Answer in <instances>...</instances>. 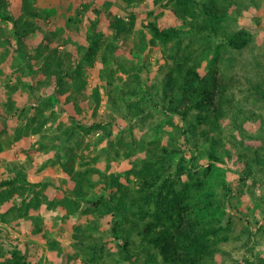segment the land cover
Segmentation results:
<instances>
[{
  "label": "trees",
  "instance_id": "obj_1",
  "mask_svg": "<svg viewBox=\"0 0 264 264\" xmlns=\"http://www.w3.org/2000/svg\"><path fill=\"white\" fill-rule=\"evenodd\" d=\"M21 1L25 4L21 14L14 16L6 13L12 7V1L0 0V19L11 22L12 35L17 37L20 47L28 36V28L34 25L26 17L36 15L29 6L31 0ZM125 1L133 7L134 2L143 0ZM227 1L230 0H153L160 7L168 6L169 14L191 32L219 39L228 49L241 50L248 45L250 33L229 26ZM90 8L95 18H89L83 44L63 51L58 47L49 50V44L45 43L40 53L43 73L54 87V96H50L44 105L54 106L57 97L64 94H67L65 101L72 104L68 112L70 123L63 130L64 142L68 143L63 167L74 187L63 189V199L56 202L45 193L50 185L48 182H32L26 174L11 170L14 175L0 181V210L5 205L0 219L8 222L17 211L21 215L28 214L43 204L62 207L67 217L77 213L88 215L84 239H81L78 251L67 253V264H78L80 259L79 264H137L140 255L145 257L144 264H211L220 252V245L230 239L231 222L221 220L219 206L222 201L216 199L214 192L206 196L208 203L202 207L192 202L191 186L173 177L167 161L180 153L185 145L196 151L205 144H210L213 149L224 145L230 119L242 130L248 120L241 118L240 108L234 103L231 82L218 76L216 65L204 71L201 61H190L184 55L183 32L173 25L164 27L149 22L147 27L151 36L140 32L142 37L138 43L126 45L132 56L118 55V42L124 41L136 28L135 16L126 19L110 13L108 25L113 34L110 37L99 28L102 10L97 5L85 2L76 15L80 16ZM19 46L17 49L20 50ZM157 46L163 53L164 63L160 64L163 77L157 84L149 85L142 76L146 69L150 71L149 62L143 55ZM98 60L104 65L105 93L113 109L130 120L145 121L150 117L171 120L176 117L179 119L177 124L170 123L175 124L178 136L146 141L137 140L132 133L130 137L122 130L114 137L111 130L114 116L106 120L96 118L103 100L99 87L87 93L85 68L94 67ZM216 60L219 61L217 57ZM28 68H31L30 64ZM253 88L263 95L259 85H253ZM14 104L9 98L7 111L2 113L21 117L24 110L18 111ZM90 110L92 120L85 123L83 119ZM51 112H54L52 108ZM48 121L45 109L39 108V117L16 128V138L40 132ZM98 132L110 141L108 148H102L108 161L119 163L122 158L128 159L130 166L124 171L116 170L110 162L107 170H103L97 166L101 152L90 155L79 150L86 134ZM178 138L185 141L180 147L175 144ZM86 148L91 151V143L87 142ZM254 149L241 154L242 178L252 174V160L260 165L264 163V152ZM210 157L226 163L213 154ZM222 186L231 190L227 182ZM95 190L102 192L91 197ZM107 217L109 228L106 232L118 241L117 252H106L94 234V231H100L102 220ZM50 245L58 247L59 243L51 240ZM0 264H31L28 252L20 245L6 248L2 228ZM260 264H264V258Z\"/></svg>",
  "mask_w": 264,
  "mask_h": 264
},
{
  "label": "rangeland",
  "instance_id": "obj_2",
  "mask_svg": "<svg viewBox=\"0 0 264 264\" xmlns=\"http://www.w3.org/2000/svg\"><path fill=\"white\" fill-rule=\"evenodd\" d=\"M11 1L13 5L6 13L19 16L25 4L21 0ZM85 2L101 8L99 28L105 36H113L108 25L110 13L126 19L135 16L136 28L124 41L118 42V55L132 56L126 45L138 43L142 37L140 32L151 36L147 27L149 22L154 21L164 27L173 25L183 32L184 55L190 61H201L204 71L216 65L219 68L218 76L231 82L234 103L240 108L241 118L248 120L242 130L235 126L236 121L230 119L226 123L224 145L213 149L210 144H205L198 151L185 145L167 164L174 178L191 186L192 202L204 206L208 203L206 196L210 192H214L216 199L222 201L219 216L222 221L231 222V235L228 241L220 245V252L211 264H260L264 258V163L258 164L251 156L253 172L242 178L241 154L250 153L254 148H259L262 154L264 152V92L262 95L253 88V85H259L264 91V0L226 2L230 13L229 26L233 30L250 33L248 45L241 50L228 49L219 39L191 32L169 14L168 6L160 7L153 0L134 2L133 7L125 0H31L29 6L36 15H29L26 19L34 25L28 28V36L21 47L17 37L12 35L11 22L0 19V181L11 178L14 175L11 170L22 172L32 182H48L50 185L45 193L56 202L63 199V189L74 187V182L63 167L68 145L67 141L64 142L63 130L70 123L68 112L72 104L65 101L67 94H64L57 97L58 102L54 106L44 105L50 96H54V87L43 73L40 53L45 43L49 44V50L58 47L63 51L75 49L76 45L84 43L89 18H95L92 8L80 16L76 15L77 9ZM143 56L149 62L150 71L146 69L142 76L149 85L157 84L163 77L161 48L151 47ZM216 57L218 62L215 61ZM28 64L31 68H28ZM103 69L100 60L94 67L85 68L87 93L99 87L103 100L96 118L106 120L114 116L115 122L111 125L114 137L122 130L130 137L132 133L137 140L146 141L178 136L175 124L179 119L176 117L171 120L165 117L159 120L150 117L148 121L130 120L119 110L113 109L105 93ZM9 98L14 100L18 111L24 110L21 117L10 112L8 116L2 113L7 111ZM39 108L45 109L49 121L40 132L16 138V128L39 117ZM51 108L54 112H51ZM91 112L85 115V123L92 120ZM101 136L100 132L86 134L78 146L79 150L90 155L101 152L97 166L103 170H107L110 162L116 170L124 171L130 166L128 159L122 158L119 163L108 161L102 148H108L110 141ZM87 142L91 143V151H87ZM184 142L178 138L175 144L180 147V143ZM211 154L226 163L210 159ZM223 182H227L231 190L223 188ZM100 192L102 190H95L91 197ZM2 206L1 210L5 208L4 204ZM87 220L86 214L77 213L67 217L62 207L43 204L28 214L21 215L17 211L8 222L0 219V228L6 248L20 245L28 252L31 264H67V253L78 251L77 247L84 239L83 230L86 229ZM108 220L109 217L103 219L100 231H94V234L106 252H117L118 241L106 232ZM51 240L57 241L59 246L52 247ZM144 259V255H140L138 262L144 264ZM80 260H77L78 264Z\"/></svg>",
  "mask_w": 264,
  "mask_h": 264
}]
</instances>
